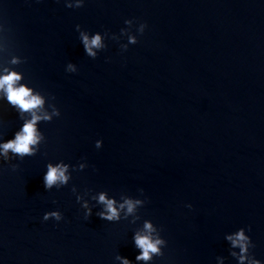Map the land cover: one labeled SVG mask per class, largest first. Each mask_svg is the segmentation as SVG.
<instances>
[{
    "label": "water",
    "instance_id": "95a60500",
    "mask_svg": "<svg viewBox=\"0 0 264 264\" xmlns=\"http://www.w3.org/2000/svg\"><path fill=\"white\" fill-rule=\"evenodd\" d=\"M10 73L42 104L0 87V264H264V0H0Z\"/></svg>",
    "mask_w": 264,
    "mask_h": 264
},
{
    "label": "clouds",
    "instance_id": "9594fccd",
    "mask_svg": "<svg viewBox=\"0 0 264 264\" xmlns=\"http://www.w3.org/2000/svg\"><path fill=\"white\" fill-rule=\"evenodd\" d=\"M125 23H128L126 20ZM146 27L145 24L141 25V32L144 31V28ZM99 40L100 37L97 35L91 40V46H99ZM85 41V49L87 53L90 56H94L95 54L92 53L91 47H89L87 37H84ZM130 42H135L134 39L130 38ZM71 65H69V68L71 69ZM20 77L16 75L15 73H10L2 78H0V87L7 86L6 91H7V99L8 101L13 104V105H18L20 109L24 111H28L31 109L36 108L37 106L42 104V100L36 96H31L30 90L28 88H25L24 86H21L19 88H14L13 84L16 80H19ZM40 119V117L33 116V119L31 122H28L24 125L23 127V134H17L16 138L14 141H9L8 143H5L2 147L7 153L8 150H11L13 153L16 154H30V145L36 143V136H35V122ZM47 119V117H45ZM96 146H100V142H96ZM13 168L16 167V165H12ZM57 179L61 181H65L67 178L64 176V171L63 169H58V168H53L51 166L48 167V171L46 176L43 177V182L45 188H49ZM101 201H104V196L101 195L100 197ZM133 205L131 202H128V210H132ZM188 207H191L189 205ZM107 212L108 215L105 216L104 213H99V217L106 219V220H112L113 218L117 217V211L113 207V202L112 201H107ZM49 216L55 217L57 220H59L61 217L58 213L52 212V213H45L43 216V220H47ZM88 217L86 216V219ZM146 229H151L150 224H145ZM246 237L243 234V230L238 232L236 234V240L233 241L235 244L237 241H242L245 240ZM135 243L136 245L142 250L141 254L136 257L137 260H148L150 259L149 253H158L159 249L157 245L163 243V241L157 239L155 241H152L149 236H140L137 235L135 237ZM243 250V248H242ZM124 264H129L127 260H124Z\"/></svg>",
    "mask_w": 264,
    "mask_h": 264
}]
</instances>
